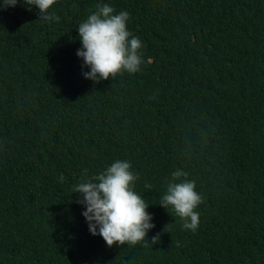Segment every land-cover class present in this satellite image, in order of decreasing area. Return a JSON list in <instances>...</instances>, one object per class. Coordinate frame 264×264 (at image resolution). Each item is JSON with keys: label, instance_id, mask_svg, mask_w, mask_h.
I'll return each mask as SVG.
<instances>
[{"label": "trees", "instance_id": "trees-1", "mask_svg": "<svg viewBox=\"0 0 264 264\" xmlns=\"http://www.w3.org/2000/svg\"><path fill=\"white\" fill-rule=\"evenodd\" d=\"M102 4L129 13L144 62L95 82L78 25ZM48 12L59 22L23 0L0 10V264H264V0H57ZM116 160L155 225L135 246L93 236L73 193L85 169ZM177 168L202 196L194 233L159 204Z\"/></svg>", "mask_w": 264, "mask_h": 264}, {"label": "clouds", "instance_id": "clouds-1", "mask_svg": "<svg viewBox=\"0 0 264 264\" xmlns=\"http://www.w3.org/2000/svg\"><path fill=\"white\" fill-rule=\"evenodd\" d=\"M19 0H3L0 10L15 7ZM57 0H23L31 10L39 9V19L59 22V17L48 10ZM113 7L102 4L96 11L78 25L82 48L77 56L90 68L83 73L85 78L95 82L115 78L122 73H137L140 70L143 54L139 51L142 43L127 29L129 13H114ZM129 161L116 160L98 175L89 176L85 169L80 181L74 188L78 194L76 203L84 206L82 212L90 233L99 235L108 247L113 245L135 246L147 238L148 232L155 227L153 217L148 213L150 204L134 190L138 175L131 171ZM187 173L177 168L171 173L166 192L160 200L165 209L172 208L182 220L181 227L196 232L200 223L198 206L203 202L196 190V182L186 179ZM184 178V179H182ZM63 180V176H61ZM151 189V185L146 184ZM152 244L159 242V234L151 239Z\"/></svg>", "mask_w": 264, "mask_h": 264}]
</instances>
